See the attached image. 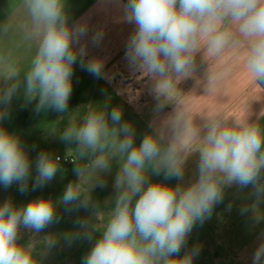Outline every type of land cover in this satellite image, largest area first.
<instances>
[{
    "label": "clouds",
    "instance_id": "1",
    "mask_svg": "<svg viewBox=\"0 0 264 264\" xmlns=\"http://www.w3.org/2000/svg\"><path fill=\"white\" fill-rule=\"evenodd\" d=\"M31 27L26 39L37 42L26 68H11L0 75V121L8 115L13 97L23 87L28 102L38 101L35 111L68 110L73 91L74 65L79 62L93 76L103 74V62L85 63L87 35L84 23H69L66 0H22ZM123 19L133 24L125 59L134 71L152 81L156 117L175 100L176 84L192 74L202 45L213 53L226 46L245 49L246 68L253 80L264 83V0H127ZM7 25H5V31ZM102 32L92 37L102 39ZM120 107L107 111L89 107L83 115H71L63 142L69 149L77 177L69 182L58 201L35 198L16 206L11 199L0 203V264H42L41 259L59 243L53 234L21 243V230L38 236L65 211L91 209L77 218L76 231L62 234L68 246L77 240L91 242L81 264H193L200 252L195 245L181 255L193 228L209 219L223 203L226 189H250L251 204L241 215L252 212L261 219L264 202V128L247 115L216 113L199 124L186 106H176L162 119H154L150 132L136 144V129L123 121ZM198 152L195 179L184 181L189 156ZM60 157L41 151L35 161L32 190L51 182L60 170ZM119 165L107 210L93 201L91 191L106 187L101 173ZM163 175L164 180L151 177ZM32 161L20 138L0 127V185L29 190ZM178 181L174 186L166 181ZM232 203L227 205L231 211ZM42 250L37 251V246ZM252 264H264V234L252 254Z\"/></svg>",
    "mask_w": 264,
    "mask_h": 264
},
{
    "label": "crops",
    "instance_id": "2",
    "mask_svg": "<svg viewBox=\"0 0 264 264\" xmlns=\"http://www.w3.org/2000/svg\"><path fill=\"white\" fill-rule=\"evenodd\" d=\"M126 2L66 0L69 23L81 22L87 26V35L80 41L86 48L85 63L91 59L102 61V76H93L77 62L74 65L73 91L68 110L63 114L51 109L37 113L35 105L38 101L28 102L21 87L8 107V117L0 121V127L16 130L20 139L65 145L68 152L76 145L63 142L60 134L71 115H83L89 107H104L109 112L112 107H120L122 120L131 122L136 129V144L142 142L143 136L151 131L149 124L154 119H162L176 106H186L197 124L216 113L246 114L250 122L264 128V83L255 82L246 68L245 49L230 45L219 53L210 52L207 46L202 45L195 56L192 74L179 78L175 100L156 117L153 113L155 102L149 91L151 79L143 72L132 70L125 59L127 41L135 27L123 19L122 5ZM30 27L22 0H0V75L13 67L23 70L28 65L37 44L34 40L26 39ZM97 32L103 33L102 39L93 43L92 37ZM198 156V152L189 156L185 166V182L195 179ZM118 168L119 165L114 161L110 173H101L106 181L107 201L114 194L113 184ZM151 179L162 181L164 177L153 175ZM166 182L173 186L178 183L174 178ZM249 192L250 189L238 190L236 186L226 189L223 203L215 206L212 216L202 224V229L196 227L201 224H196L189 240L212 242L209 244L210 249L216 251L214 242L226 240L230 225H237L240 230L253 226L257 230L255 240H261L264 234V202L259 204V221L252 212L241 215L239 211L242 205L252 203ZM230 202L232 208L228 211L226 209Z\"/></svg>",
    "mask_w": 264,
    "mask_h": 264
},
{
    "label": "rangeland",
    "instance_id": "3",
    "mask_svg": "<svg viewBox=\"0 0 264 264\" xmlns=\"http://www.w3.org/2000/svg\"><path fill=\"white\" fill-rule=\"evenodd\" d=\"M7 131L17 135V131L14 129ZM54 132L58 133L57 130H54ZM20 140L32 161V178L29 181V190L26 193H20L17 184H13L7 189H4L3 186L0 185V203L6 199H11L14 205L21 206L26 205L32 199L40 197L51 198L53 201H58L66 185L69 182H75L77 180L73 171L74 164L66 166L59 163L60 170L57 172L54 179L43 187L36 188L33 191L32 183L36 175L35 161L37 155L41 151H46L52 154L53 157L57 155L68 156L69 152L67 146L61 144H42L39 141L33 142L26 138H21ZM91 197L92 200L96 199L95 202L99 203L102 209H108L109 204L106 203L108 193H106L105 187L101 188L96 186L95 190L91 191ZM91 211V209L82 208L78 211L67 212L63 205H58L57 214L61 217L59 223H54L35 237L28 230L22 229L20 242L27 243L31 239L39 240L47 234L56 235L59 238L57 246L52 248L46 256L38 257L41 259L42 264H81V258L91 247V242L84 239H77L71 246H68L62 238V234L69 231H76V219L88 217ZM196 227L203 228L202 225H197ZM238 228L237 225L229 226L230 231L226 235V240L214 242L217 246L215 249L216 251L210 249L209 244L212 242L188 239L185 249L181 251V255L193 246L199 245L200 252L199 255L194 257L193 264H252V254L261 240H255V233L257 230H255L253 226H246V230H240ZM197 236L201 235L197 234ZM200 238L201 237L198 239ZM41 250L42 245H38L37 251L39 252Z\"/></svg>",
    "mask_w": 264,
    "mask_h": 264
},
{
    "label": "built area",
    "instance_id": "4",
    "mask_svg": "<svg viewBox=\"0 0 264 264\" xmlns=\"http://www.w3.org/2000/svg\"><path fill=\"white\" fill-rule=\"evenodd\" d=\"M57 156L60 157L59 163H62L64 165H66V166L73 165V162H72L73 157L72 156H69V155L68 156L57 155Z\"/></svg>",
    "mask_w": 264,
    "mask_h": 264
}]
</instances>
